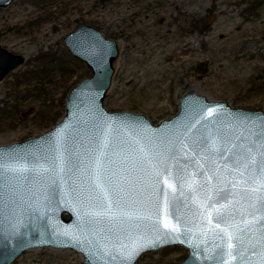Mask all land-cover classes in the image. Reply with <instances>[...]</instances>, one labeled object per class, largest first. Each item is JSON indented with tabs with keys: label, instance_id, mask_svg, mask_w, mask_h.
<instances>
[{
	"label": "water",
	"instance_id": "obj_1",
	"mask_svg": "<svg viewBox=\"0 0 264 264\" xmlns=\"http://www.w3.org/2000/svg\"><path fill=\"white\" fill-rule=\"evenodd\" d=\"M62 43L91 73L51 128L0 144V264L42 247L136 264L168 245L178 264H264V112L194 89L158 123L107 110L118 40L80 23ZM24 60L0 45V81Z\"/></svg>",
	"mask_w": 264,
	"mask_h": 264
},
{
	"label": "rangeland",
	"instance_id": "obj_2",
	"mask_svg": "<svg viewBox=\"0 0 264 264\" xmlns=\"http://www.w3.org/2000/svg\"><path fill=\"white\" fill-rule=\"evenodd\" d=\"M242 1L109 0L92 9L93 0H12L0 6V45L25 56L0 81V144L51 128L46 117L61 110L71 84L90 75L62 43L78 16L105 22L109 29L102 32L119 43L103 102L107 110L143 113L158 123L174 115L179 97L194 89L209 99L264 112V0H249L256 6ZM209 10L214 20L204 30L199 18ZM111 31L123 34L116 37ZM49 61V70L34 79L43 82L41 93L28 94L25 82L14 87L24 72ZM199 62H207L201 78ZM60 65L66 72L72 69V76L65 79ZM186 255L184 246L168 245L142 254L136 264H178ZM81 261L72 249L42 247L24 251L11 264Z\"/></svg>",
	"mask_w": 264,
	"mask_h": 264
},
{
	"label": "trees",
	"instance_id": "obj_3",
	"mask_svg": "<svg viewBox=\"0 0 264 264\" xmlns=\"http://www.w3.org/2000/svg\"><path fill=\"white\" fill-rule=\"evenodd\" d=\"M107 1L109 0H93V4H92V9L94 8H97V5L98 4H104L106 3ZM258 2V1H257ZM242 3H247L249 6H256L253 2H250L249 0H243ZM200 21L202 22L201 23V26L204 30H207L211 27L212 25V22L214 20V15H212V11L209 10L208 13H205L204 15H202L200 18ZM75 20V23H76V26L80 23H90L92 25H94L95 27H97L98 29H100L102 31V28H105V29H109V26H106L105 22L103 21H98L96 19H93V18H90L89 20H84L83 17H76L74 18ZM198 20V19H197ZM111 34L114 35V36H121L123 33L122 31H119L117 34L115 33V31H111ZM41 57L43 56H39V60L41 59ZM38 58V57H37ZM38 61V60H36ZM52 62V61H51ZM50 61L49 62H41V63H38L36 64V68H38L39 70H35V69H29L27 70V72H24L22 74L23 78H20L18 79V81L14 82V87L15 88H18V85L19 83L21 82H25L28 86V94H33V93H36V94H39L41 93L42 89H44V85H43V82H40L39 80L36 82L34 81L35 77L38 76L41 77V74L42 73H45L49 70V68H46V66H48V63H51ZM206 64L207 62H199L197 65V69H200V74L198 75V78H201V76L203 75L204 71H205V68H206ZM59 70L61 72V74L63 75L62 72H64L65 74L63 76L66 75V78L67 79L68 77H71L72 74H73V70L72 69H69L67 72L64 68H62V66L60 65L59 66ZM49 73V72H48ZM82 78V77H81ZM79 79L74 82L73 84H71V86L69 87V89H67V92L71 89L72 86H74L80 79ZM67 92L66 94L64 95V99L63 101H60V106H62L61 110L57 109L55 111V113L49 115L46 117V119L50 118V121L55 124L57 122V119L58 117H61L64 113V104H65V96L67 95Z\"/></svg>",
	"mask_w": 264,
	"mask_h": 264
},
{
	"label": "flooded vegetation",
	"instance_id": "obj_4",
	"mask_svg": "<svg viewBox=\"0 0 264 264\" xmlns=\"http://www.w3.org/2000/svg\"><path fill=\"white\" fill-rule=\"evenodd\" d=\"M83 23H85V22H83ZM22 55H23V54H22ZM24 57H25V56H24ZM18 66H19V65H18ZM14 69H15V68H14ZM14 69H12V70H14ZM12 70H10V71H12ZM10 71H9V72H10ZM9 72H8V73H9ZM8 73H7V74H8ZM7 74H6V75H7Z\"/></svg>",
	"mask_w": 264,
	"mask_h": 264
}]
</instances>
